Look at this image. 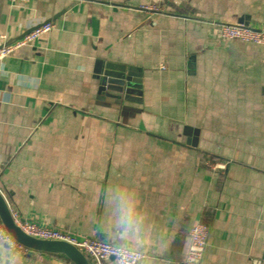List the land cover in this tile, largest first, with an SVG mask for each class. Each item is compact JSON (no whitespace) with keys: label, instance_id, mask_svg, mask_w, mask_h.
I'll return each instance as SVG.
<instances>
[{"label":"crops","instance_id":"0c3cea01","mask_svg":"<svg viewBox=\"0 0 264 264\" xmlns=\"http://www.w3.org/2000/svg\"><path fill=\"white\" fill-rule=\"evenodd\" d=\"M241 18L264 28V0H0V45L54 24L0 61L11 210L138 264H183L203 221L200 264H264V45L219 35ZM99 61L141 69L142 100L100 93ZM0 264L74 263L0 243Z\"/></svg>","mask_w":264,"mask_h":264},{"label":"built area","instance_id":"2783aa9c","mask_svg":"<svg viewBox=\"0 0 264 264\" xmlns=\"http://www.w3.org/2000/svg\"><path fill=\"white\" fill-rule=\"evenodd\" d=\"M13 2H29L30 0H10ZM141 9L158 12L160 7L155 4L142 5ZM53 22L45 21L37 24L33 29L20 39L13 42L6 41L5 35H1L0 61L9 56L17 49L31 43L41 34L51 31ZM219 35L224 39H234L244 42H251L264 45V28L246 25L243 23H221L219 25ZM13 212V211H12ZM15 223L27 234L42 238L66 241L81 250L90 259L92 264H104L110 258L116 260H135L138 264L143 257V253L135 248L116 244L107 240L91 237H78L70 231L48 226L33 220L21 219L17 213L13 212ZM189 247L183 264H200L209 238V225L199 221L192 225L188 231ZM0 243L11 249L27 251L28 249L19 244L4 228L0 221Z\"/></svg>","mask_w":264,"mask_h":264},{"label":"water","instance_id":"95a60500","mask_svg":"<svg viewBox=\"0 0 264 264\" xmlns=\"http://www.w3.org/2000/svg\"><path fill=\"white\" fill-rule=\"evenodd\" d=\"M239 23H250L241 18ZM29 29L17 39L29 33ZM13 40V41H15ZM9 41V42H13ZM193 59V58H192ZM96 78L99 81V91L119 101L142 100V73L141 69L132 65L116 63L112 61H99L95 69ZM190 132V129L187 128ZM197 134V131H195ZM197 136L188 138V142L196 145ZM0 221L7 232L23 247L42 253L62 255L74 264H92L90 259L76 246L62 240L42 239L25 233L14 220L10 205L0 190Z\"/></svg>","mask_w":264,"mask_h":264},{"label":"clouds","instance_id":"9594fccd","mask_svg":"<svg viewBox=\"0 0 264 264\" xmlns=\"http://www.w3.org/2000/svg\"><path fill=\"white\" fill-rule=\"evenodd\" d=\"M116 264H135V260L133 259V260L125 261V260H122V259H118L116 261Z\"/></svg>","mask_w":264,"mask_h":264},{"label":"trees","instance_id":"16d2710c","mask_svg":"<svg viewBox=\"0 0 264 264\" xmlns=\"http://www.w3.org/2000/svg\"><path fill=\"white\" fill-rule=\"evenodd\" d=\"M202 159H207V160H216V157H214L213 155H209V154H202Z\"/></svg>","mask_w":264,"mask_h":264}]
</instances>
